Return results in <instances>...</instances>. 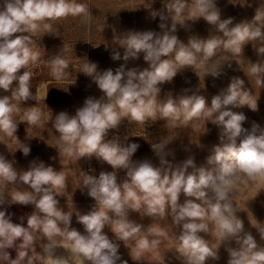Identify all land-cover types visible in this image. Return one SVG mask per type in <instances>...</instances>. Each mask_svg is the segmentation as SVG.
<instances>
[{
  "label": "clouds",
  "instance_id": "1",
  "mask_svg": "<svg viewBox=\"0 0 264 264\" xmlns=\"http://www.w3.org/2000/svg\"><path fill=\"white\" fill-rule=\"evenodd\" d=\"M187 3L188 0H168L164 4L165 12H152L153 18L160 17L161 33L129 31L122 38L115 37V42L124 52L121 57L120 52L115 51L111 58L123 59L125 64L115 71L98 72L95 63L86 62L81 71L93 79L103 96L86 98L74 115L61 111L54 118L52 115L49 117L66 154L74 155L77 161L94 156L114 170L124 169L127 173L122 183L117 182L116 171H101L98 177L84 173L88 195L96 201L89 213L77 216V222L84 227V234L70 228L72 213L59 207L56 197L60 194L56 190L65 187L62 172L42 161H33L29 169L21 173L0 155V182L27 185L32 190L15 191L10 203L31 204L35 208L27 217L26 227L13 223L11 216L0 211V253L3 259L10 260L11 264H23L25 261L33 264L30 253L35 252L43 264H74L76 261L78 264H117L121 261L119 244L103 232L110 222L117 240H136V258L139 259L143 251L159 244L158 240L150 241L146 236L138 238L142 226L127 218L129 209L138 212L143 205L146 215L164 216L168 213L180 228L178 251L184 258L183 264H205L210 258L219 259L220 246L214 250L201 235L208 231V224L200 222L205 217L215 224L222 243L234 240L237 244L236 248H227L228 264H264V246H259L253 235L245 231L230 196L233 179L238 174H246L253 180L264 177V131L257 135L259 126L254 124L239 147L236 145V139L247 131L242 127L246 116L231 109L246 105L253 111L257 110V100H253L251 92L244 88L242 79L233 77L226 89L213 96L210 105L202 95L173 98L169 94L160 108L163 118L179 121L183 117L185 123L194 117H212L210 121L221 129V145L214 146L213 154L207 158L211 169L197 167L193 158L179 165L169 163L164 151L170 143L167 141L151 146L160 158V166H154L148 160L133 162L131 158L139 144H121L115 136L106 138L109 130L119 128L122 116H130L137 122L154 118L156 98L161 91L159 85L171 82L178 71L193 66L198 60L207 62L218 49L239 55L245 44L261 41L256 51L264 55V12L258 9L250 22L229 27L232 18L221 20L215 0H194L200 13L197 18L202 17L226 39L190 37L187 44L181 42L173 33L177 24L183 26L185 22L178 23L175 17L183 14ZM87 12V6L76 0H2L0 3V89L11 93L10 96H0V131L7 136L16 137L18 127L13 119L11 101L38 102V97L30 91L32 73L25 70L38 59V54L30 46L32 34L38 28L37 22ZM169 18L172 21L170 28L164 23ZM141 53L149 67L143 70L126 68L127 61L139 59ZM172 54L175 63L166 58ZM50 62L56 78H62L68 63L59 54ZM221 66L206 74L218 77ZM251 74L264 84V63H252ZM41 119L42 113L31 107L21 122L36 125ZM21 145L19 150L25 156L29 155L30 147ZM181 195L185 197L183 203H180ZM4 203L5 197L0 194V205ZM105 210L114 213L117 219L110 220ZM256 229L264 240V227ZM149 232L154 230L149 229ZM37 233L47 241L42 254L35 250ZM57 236L68 243H55ZM58 246L69 251L68 258L55 256ZM14 247L17 256L10 259L7 249ZM121 264H127V261H121Z\"/></svg>",
  "mask_w": 264,
  "mask_h": 264
},
{
  "label": "rangeland",
  "instance_id": "2",
  "mask_svg": "<svg viewBox=\"0 0 264 264\" xmlns=\"http://www.w3.org/2000/svg\"><path fill=\"white\" fill-rule=\"evenodd\" d=\"M76 2L85 4L88 12L77 16L70 15L56 20L37 22L38 28L32 34L30 46L32 51L38 54V59L30 63L25 70L32 73L30 91L38 97V102L35 100L20 102L15 99L11 101L14 107L13 119L18 123L15 133L17 138L9 137L0 131V155L12 162L17 171L21 173L27 171L33 161L37 163L42 161L46 166L62 172L65 176V187L56 190L60 194L56 198L60 208L72 213L70 228L80 231V223L77 222L79 214L73 207L68 209V206H72V203H79L84 195L86 158L77 161L74 155L65 153L64 145L59 139V134L49 122V117L52 115L54 118L61 111L74 115L76 110L83 106L86 98L99 99L103 96L93 79L81 72L84 64L86 62L95 63L98 72L107 69L115 71L121 64H125L123 59L113 60L111 58L115 51H119L121 57L124 52L114 38H122L129 31L161 33L163 30L159 27L160 17L153 18L152 12H165L164 4L168 0H76ZM215 5L220 12L221 20L232 18V24L229 27L244 21L250 22L258 9L264 12V0H215ZM199 15L194 0H188L183 14L175 17L176 22L185 23L183 26L177 24L176 32L173 34L185 44L188 43L190 37L193 39L195 37L214 38L221 41L226 39L202 17L197 18ZM164 23L170 28L172 21L169 18ZM261 43V41H255L245 44L239 55L220 48L217 54L207 62L201 63L198 60L193 66L178 71L171 82L159 85L161 91L156 98L154 118L137 122L130 116H122L119 128L109 130L106 138L112 139L115 136L120 139L121 144H139L140 147L131 158L133 162L148 160L154 166H160V158L151 146L167 141L170 143L166 145L164 151L167 153L165 159L169 163L179 165L193 158L197 167L203 166L211 169L212 166L207 164V158L213 154L214 146L221 145V129L210 121L212 117H194L185 123L183 117L179 121L163 118L160 108L169 94L173 98L181 95H202L210 105L213 96L226 89L233 77H239L244 81V88L251 92L253 100H257V110L253 111L246 105L231 109L246 116L242 127L247 131L236 139V145L239 147L245 135L252 131L254 124L259 126L256 133L259 135L261 131H264V84L256 75L251 74V66L252 63H264V55H259L256 51ZM58 54L69 65L63 77L59 79L54 75L50 62L52 57ZM143 55L141 53L139 59H129L126 68L140 70L148 68L149 65L144 61ZM166 58L175 63L174 54ZM219 65H222L221 75L213 77L206 74ZM4 95L10 96L11 93L0 89V96ZM31 107H35L42 113V119L36 125L28 124L26 121L21 122L25 120ZM21 143L30 147L29 155L25 156L19 150ZM89 160L102 164L101 168H97L90 174L92 176L98 177L101 171H116V175L126 171L124 169L114 170L109 164L97 160L94 156ZM17 190L32 191L27 185L0 182V194L5 197V203L0 205V211L7 212L9 216L10 212L14 216L18 214V219H20V210L14 211L13 209L20 204L10 203L11 195ZM230 196L237 211L236 215L244 223L245 231L253 235L259 246H264V240L261 239L256 229L264 227V177L253 180L246 174H238L233 179ZM184 199L185 197L181 195L180 203H183ZM29 206H32L35 211L33 205ZM34 211H30L29 214L31 215ZM114 216L113 214L110 220L114 219ZM127 217L130 221L142 226L138 238L146 236L150 241L158 240L159 244L143 251L137 259L136 240L129 239L124 242L117 240L111 231L110 222L103 232L110 236L113 242L119 244L121 261H127V264H183L184 258L178 251L181 230L173 222L170 214L148 216L142 205L138 212L129 209ZM200 222L208 224V231L201 235L209 247L215 250L220 246L218 248L219 259L210 258L205 264H228L227 248H236V242L233 240L222 243L218 236V229L207 217ZM149 229H153L154 232L150 233ZM82 234H84L83 230ZM41 240H43V245L47 243L42 234L37 233L35 250L38 249L39 253H41ZM55 243L67 244L68 241L57 236ZM7 251L10 259L16 258L15 247ZM30 255L33 264H43L39 255L36 258L35 252ZM2 256L3 254L0 253V264H11L10 260H5ZM121 261L117 264H121ZM25 263L27 264L26 261ZM74 264L78 263L74 262Z\"/></svg>",
  "mask_w": 264,
  "mask_h": 264
},
{
  "label": "crops",
  "instance_id": "3",
  "mask_svg": "<svg viewBox=\"0 0 264 264\" xmlns=\"http://www.w3.org/2000/svg\"><path fill=\"white\" fill-rule=\"evenodd\" d=\"M71 204V203H70ZM74 205V206H73ZM79 205V206H77ZM73 207V209L75 210V212H77L79 215H83L84 214V209H83V206L80 204V202H76V203H72V206L69 205L68 206V209H71ZM14 211H18L20 210V219H18V214L14 216V214H11L10 212V216H11V220L13 223H16V224H22L23 226H27V217L30 215L29 212L30 211H34L33 207L29 206V205H17L15 206L14 208ZM7 213V212H6ZM8 215V214H6ZM23 218V219H21ZM80 231L82 233V230H83V233H85V230H84V227L82 224H80ZM41 254L43 253V240H41ZM59 244V243H57ZM37 253H39V250L37 249L36 250ZM55 256H63L65 258H68L70 253L67 249H65L64 247L62 246H58L56 249H55ZM32 258V257H31ZM36 258H38V255H36ZM76 263H78V261H76ZM24 264V262H23ZM26 264V263H25Z\"/></svg>",
  "mask_w": 264,
  "mask_h": 264
},
{
  "label": "built area",
  "instance_id": "4",
  "mask_svg": "<svg viewBox=\"0 0 264 264\" xmlns=\"http://www.w3.org/2000/svg\"><path fill=\"white\" fill-rule=\"evenodd\" d=\"M101 165L102 164L92 162L91 160H89V158H86V161H85L86 174L90 175L91 173L95 172L97 168H101ZM126 174H127L126 171L122 172L121 174H117V182L122 183L126 178ZM80 204L83 206L84 214L89 213L96 204V201L88 195L87 187H84V195L82 197V200L80 201ZM105 211H107V214L109 215V217H112V215L114 214L109 210H105ZM115 219H117V217L114 216V219L112 220H115ZM108 237L110 240H112L110 236Z\"/></svg>",
  "mask_w": 264,
  "mask_h": 264
}]
</instances>
